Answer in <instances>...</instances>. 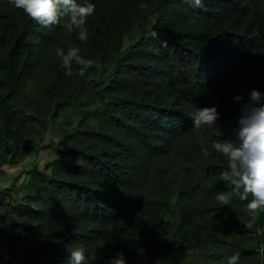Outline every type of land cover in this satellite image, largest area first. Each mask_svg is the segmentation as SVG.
Instances as JSON below:
<instances>
[{"label": "trees", "instance_id": "1", "mask_svg": "<svg viewBox=\"0 0 264 264\" xmlns=\"http://www.w3.org/2000/svg\"><path fill=\"white\" fill-rule=\"evenodd\" d=\"M93 2L87 39L80 40L78 28L42 26L0 0L3 154L32 142L36 124L85 83L98 101L74 131L59 132L49 173L33 167L15 192L3 189L9 198L0 197V260L64 264L83 245L97 254L95 264L118 251L128 264H181L188 249L229 245L235 250L228 255L238 251L243 263L256 250L232 237L264 233V210L256 209L250 225L238 192L227 204L216 200L231 181L220 175L227 157L211 142L218 131L238 140L242 101L234 94L247 100L252 87L264 90V0H203L199 7L187 0ZM133 30L138 38L124 47ZM69 46L94 61L83 75L74 62L65 74L55 50ZM206 104L220 114L196 129L191 114Z\"/></svg>", "mask_w": 264, "mask_h": 264}, {"label": "clouds", "instance_id": "2", "mask_svg": "<svg viewBox=\"0 0 264 264\" xmlns=\"http://www.w3.org/2000/svg\"><path fill=\"white\" fill-rule=\"evenodd\" d=\"M14 7L21 8L34 21L48 27L60 23L68 31L78 28L80 40L87 39L85 21L88 15L95 9L93 0H11ZM193 7H199L203 0H187ZM142 6V5H141ZM56 54L60 57L61 64L66 75L72 74L73 62L80 65L79 73L84 74L86 69L94 64L91 58H85L80 54L78 46H69L66 50L56 48ZM234 100L242 101L241 115L237 118L238 140L229 137L219 138L221 132L216 133L211 145L218 153L227 157V167L222 170L221 177L225 181H231L228 191L216 194V200L221 204H227L233 193L238 192L241 200H247L246 207L249 210H264V90L252 87L248 92L247 100L242 93H236ZM216 104L196 106L191 114L192 124L196 129L205 125H213L219 116ZM201 151L209 154V149L202 144ZM249 194L251 198L249 199ZM258 251L264 253V243ZM239 252L227 256V264H238ZM97 254L80 245L73 248L68 254L64 264H95ZM7 260H0V264H6ZM107 264H128L122 251L115 256L106 258Z\"/></svg>", "mask_w": 264, "mask_h": 264}, {"label": "rangeland", "instance_id": "3", "mask_svg": "<svg viewBox=\"0 0 264 264\" xmlns=\"http://www.w3.org/2000/svg\"><path fill=\"white\" fill-rule=\"evenodd\" d=\"M137 31L133 30L124 38V47L132 40L137 39ZM111 64L105 65L95 74L94 79L103 78L108 73ZM98 101L90 87L85 83L78 93L71 95L67 102L55 115H51L40 120L35 126V137L32 142L26 141L25 144H15L13 149L14 155L3 154L4 139L0 126V161L12 158L17 162H4L0 165V197L6 200L9 198L4 194L3 189L11 188L15 192V188L26 183L29 171L33 167H38L42 171L49 173L48 166L52 159L59 156L55 153L54 142L60 140L59 132L74 131L81 123V118L88 114L92 106H97ZM47 193V191L45 190ZM19 195L21 191L17 192ZM3 210V207L0 208ZM257 210L246 209L249 224H253ZM174 231V224L168 221L165 225V236L170 237ZM3 236V237H2ZM0 237V256L5 255L4 234ZM233 240L246 247L255 248L256 252L251 257H247L241 264H264V253L258 251L259 246L264 243V233L260 230L257 234L253 231L245 235L232 237ZM235 250V247L229 245L210 246L204 252L192 251L188 249L187 257L181 264H222L229 252ZM5 259V258H3ZM2 259V260H3Z\"/></svg>", "mask_w": 264, "mask_h": 264}]
</instances>
